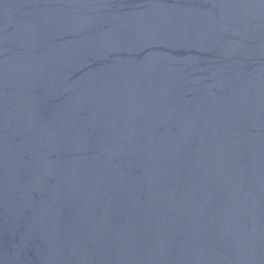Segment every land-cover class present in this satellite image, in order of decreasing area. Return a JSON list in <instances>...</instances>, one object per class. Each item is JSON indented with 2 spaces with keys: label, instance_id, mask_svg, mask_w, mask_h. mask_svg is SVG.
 Listing matches in <instances>:
<instances>
[{
  "label": "water",
  "instance_id": "obj_1",
  "mask_svg": "<svg viewBox=\"0 0 264 264\" xmlns=\"http://www.w3.org/2000/svg\"><path fill=\"white\" fill-rule=\"evenodd\" d=\"M0 264H264V0H0Z\"/></svg>",
  "mask_w": 264,
  "mask_h": 264
}]
</instances>
